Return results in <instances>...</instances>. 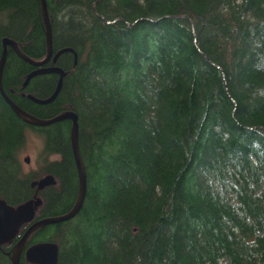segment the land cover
<instances>
[{"label": "trees", "instance_id": "1", "mask_svg": "<svg viewBox=\"0 0 264 264\" xmlns=\"http://www.w3.org/2000/svg\"><path fill=\"white\" fill-rule=\"evenodd\" d=\"M46 2L53 54L73 50L44 65L66 71L60 91L28 98L49 97L59 75L23 86L35 67L10 47L2 86L35 117L77 114L86 193L26 247L57 244V264H264V0ZM4 38L45 57L40 0H0V56ZM70 127L27 123L0 93V199L39 197L35 219L72 208ZM28 131L42 147L25 171ZM48 174L54 184L31 185ZM28 225L0 246V264ZM21 264L33 263L23 253Z\"/></svg>", "mask_w": 264, "mask_h": 264}, {"label": "water", "instance_id": "2", "mask_svg": "<svg viewBox=\"0 0 264 264\" xmlns=\"http://www.w3.org/2000/svg\"><path fill=\"white\" fill-rule=\"evenodd\" d=\"M42 16L45 24V36H46V55L43 59L35 60L27 55H25L19 48L18 44L10 39L4 38L2 41V51L0 56V93L14 111V113L22 118L27 123L35 126H46L51 123L61 121L64 119H69L71 121L70 127V142L72 147V152L74 156V161L77 169L78 175V189L77 196L74 205L66 213L50 216L40 219H35L36 209L41 205L42 201L39 197L29 199L22 202L16 206L8 204L5 200L0 199V246L2 244L11 242L18 234L20 228L25 223H29L26 230L22 233L19 239L13 244L10 253V260L12 264H21V256L24 253V257L27 262L33 264H57L58 256V246L53 242H39L26 247V243L30 235L39 228H42L49 224L59 223L68 220L75 216L80 210L82 203L85 198L86 193V171L80 155L79 141H78V116L75 112L71 110L63 111L58 115L48 118L41 119L31 115L30 113L19 107L4 91L2 86V74L3 67L8 53V47H10L20 58L28 62L30 65L34 66L33 69L25 78L23 86H26L29 80L42 73H57L59 75L56 87L53 93L47 98H37L28 94L33 102L37 104H47L52 102L60 91L62 85V79L66 74L62 68L56 65L44 66L47 62L52 59L53 62L56 61L58 56L66 51H73L69 47L62 48L53 54L52 47V31L51 23L47 10L46 0H40ZM93 8L94 4L92 5ZM75 54L74 64L77 62ZM30 157L25 156L24 161L29 162ZM55 179L52 175L48 174L40 179L31 182L32 186H37L38 189L54 184Z\"/></svg>", "mask_w": 264, "mask_h": 264}, {"label": "rangeland", "instance_id": "3", "mask_svg": "<svg viewBox=\"0 0 264 264\" xmlns=\"http://www.w3.org/2000/svg\"><path fill=\"white\" fill-rule=\"evenodd\" d=\"M42 147V139L35 135L33 132L28 131L27 132V140H26V145L24 146L23 150L20 153V160L23 163V167L25 171L30 170L31 168L36 167V159L37 156L41 150ZM29 156V162L24 163V157Z\"/></svg>", "mask_w": 264, "mask_h": 264}, {"label": "bare ground", "instance_id": "4", "mask_svg": "<svg viewBox=\"0 0 264 264\" xmlns=\"http://www.w3.org/2000/svg\"><path fill=\"white\" fill-rule=\"evenodd\" d=\"M55 179V178H54Z\"/></svg>", "mask_w": 264, "mask_h": 264}]
</instances>
